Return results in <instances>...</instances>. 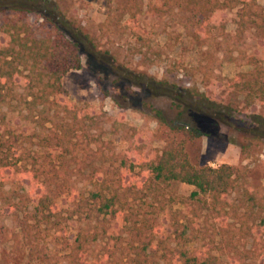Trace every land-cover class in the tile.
Returning a JSON list of instances; mask_svg holds the SVG:
<instances>
[{
  "label": "trees",
  "instance_id": "obj_1",
  "mask_svg": "<svg viewBox=\"0 0 264 264\" xmlns=\"http://www.w3.org/2000/svg\"><path fill=\"white\" fill-rule=\"evenodd\" d=\"M64 2L0 0V107L37 111L44 125H52L43 139L46 153L27 155L21 145L24 133L10 112L0 118V245L7 238L4 219L19 221L12 249L0 264H264V217L251 224L253 208L236 206L231 198L240 187L239 169L227 163L197 166L189 158L186 144L207 135L201 128L169 122L158 111L159 131L165 136L162 154L152 161L123 158L118 166L112 162L114 154L105 153L102 139L90 134V109H79L63 85L69 72L81 69L89 36ZM148 9L153 15L180 12L186 31L205 42L215 33L227 37L230 15L237 43L264 30V7L258 0H149ZM30 14L42 18L44 35L37 36L23 20ZM245 58L253 69L230 79L228 86L245 95L250 109L264 108L262 57L253 52ZM189 96L225 124L236 116L232 107L208 93L196 90ZM245 117L247 136L264 143V115L254 110ZM10 183L23 187L24 194L5 195ZM172 184L194 190L179 197L185 209L172 213L171 243L155 240L163 231L153 224L151 239L135 240L132 200ZM203 217L214 223L212 235L205 233ZM121 229L130 230L131 237L117 244L113 238ZM191 243L197 244L195 250Z\"/></svg>",
  "mask_w": 264,
  "mask_h": 264
},
{
  "label": "rangeland",
  "instance_id": "obj_2",
  "mask_svg": "<svg viewBox=\"0 0 264 264\" xmlns=\"http://www.w3.org/2000/svg\"><path fill=\"white\" fill-rule=\"evenodd\" d=\"M148 2L65 0L64 9H70L78 17L89 36L83 46L81 69L72 70L63 79L70 100L79 109H90L89 132L102 139L107 155L114 154L115 166L120 165L123 158L139 161L146 157L152 161L162 154L165 136L159 131L158 111L169 122L180 121L201 128L207 135L186 144L191 162L197 166L218 167L227 163L237 167L240 187L231 198L236 206L253 208L255 216L250 223L259 222L264 217V143L251 140L244 126H248L245 116L254 110L264 115V108L257 105L250 109L245 95L232 91L228 82L253 69L245 58L253 52L261 55L264 65V30L252 31L248 41L237 43L234 40L237 26L231 15H226L229 19L225 29L227 37L215 33L205 42L186 31L183 14L174 11L153 15ZM258 3L264 7V0ZM3 18L0 16V23ZM23 20L33 26L37 36L45 34L40 16L30 14ZM196 90L228 104L236 116L225 124L213 110L201 108L200 103L189 96ZM17 92L24 94L22 88ZM12 105L17 102L12 101ZM7 112L24 133L23 151L27 155L35 152L44 155L47 150L43 139L49 135L52 125H44L41 114L22 106L0 107V118ZM193 190L184 184H172L140 193L131 202L130 230L134 239H151L149 225L153 224L163 231L155 240L161 238L171 243L172 213L185 209L179 197H187ZM4 192L17 197L22 196L25 189L10 183ZM143 220L148 226L141 225ZM201 221L205 233L212 235V220L203 217ZM4 224L7 238L0 245V260L11 251L19 232L17 217L5 218ZM105 225L108 229L109 222ZM139 227L142 231H138ZM130 230H119L113 242L126 243L131 237ZM189 247L195 250L197 244L191 243Z\"/></svg>",
  "mask_w": 264,
  "mask_h": 264
}]
</instances>
